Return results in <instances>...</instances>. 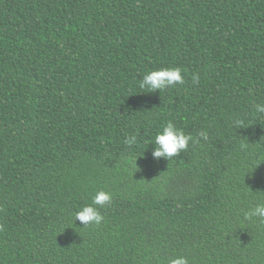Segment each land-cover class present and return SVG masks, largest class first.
Wrapping results in <instances>:
<instances>
[{"label":"trees","instance_id":"16d2710c","mask_svg":"<svg viewBox=\"0 0 264 264\" xmlns=\"http://www.w3.org/2000/svg\"><path fill=\"white\" fill-rule=\"evenodd\" d=\"M258 103L264 0H0V264H264ZM169 121L193 141L157 161Z\"/></svg>","mask_w":264,"mask_h":264},{"label":"clouds","instance_id":"9594fccd","mask_svg":"<svg viewBox=\"0 0 264 264\" xmlns=\"http://www.w3.org/2000/svg\"><path fill=\"white\" fill-rule=\"evenodd\" d=\"M199 75L194 74L192 76L193 83L199 82ZM185 83V76L182 74V70L179 67L161 68L146 73L140 81L139 87L146 93H155L159 91L161 94L177 85H183ZM255 111L257 113H264V103H258L255 105ZM242 121L237 120L236 125L242 126ZM203 139H207L205 133H201ZM136 136H132L126 140L128 144L136 143ZM193 141V137L181 129H178L175 124L169 121L163 126L162 131L157 132L154 138V150L152 156L155 160L159 161L164 159L165 161H171L174 157L179 156L183 151H187L190 142ZM242 148L247 145L242 144ZM113 202V193L106 190L96 191L92 203L85 205L77 210L74 214V223L79 221L83 227L89 225L93 227H99L105 220L101 209L110 206ZM244 218L246 220H252L253 218L264 221V203H257L254 207L244 212ZM167 264H190L189 259L183 255H177L167 261Z\"/></svg>","mask_w":264,"mask_h":264}]
</instances>
